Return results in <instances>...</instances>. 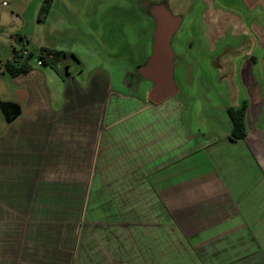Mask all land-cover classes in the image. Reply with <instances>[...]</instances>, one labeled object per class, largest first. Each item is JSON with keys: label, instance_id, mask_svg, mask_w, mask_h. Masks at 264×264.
I'll return each mask as SVG.
<instances>
[{"label": "crops", "instance_id": "0c3cea01", "mask_svg": "<svg viewBox=\"0 0 264 264\" xmlns=\"http://www.w3.org/2000/svg\"><path fill=\"white\" fill-rule=\"evenodd\" d=\"M180 16L171 44L183 87L175 77L177 93L160 103L135 74L151 53L126 72L125 91L110 87L104 65L127 45L114 26L112 42L90 26L112 53L99 50L87 77L76 53L51 46L40 53L59 55L29 60L27 73L6 70L26 61L14 49L2 64L13 99L0 101V264H264V9L198 0L176 36ZM244 102L246 136L234 140L227 110Z\"/></svg>", "mask_w": 264, "mask_h": 264}, {"label": "rangeland", "instance_id": "374dc122", "mask_svg": "<svg viewBox=\"0 0 264 264\" xmlns=\"http://www.w3.org/2000/svg\"><path fill=\"white\" fill-rule=\"evenodd\" d=\"M130 1L138 5L132 17L127 14L128 10H132ZM130 1L75 0L74 2L73 0H67L65 4H61V7H55V13H53L54 9L52 8L53 16L50 14V6L49 11H44L43 18H40L44 0H0V72L4 70L2 64L9 59L12 60L15 47L26 45L35 54L30 58V61L35 64L38 60L40 47L51 46L64 49L69 53H76L80 58L81 67L84 69L83 77H87L91 73L92 68L100 62V56L97 53L99 50L103 55L112 53L110 49L97 47L96 40L91 39L90 26H97L98 31L108 30L111 35V37L107 36L109 37L108 42L113 41V29L111 26H114L116 30L121 28V36H125L123 40L125 39L127 45L126 48L121 47L120 57L116 58L117 61L114 62L120 64V68L114 63L112 65L105 63L104 66L111 74L110 87L114 90L125 91L124 76L126 72L133 70L138 63L143 62L151 53L150 33L154 26L153 21L145 12L146 7L142 10L137 0ZM150 1L154 0H145L144 3L146 4ZM258 1L264 9V0ZM197 5L198 0H169V7L172 13L180 14L184 17L183 27L176 36L186 32L185 27L188 21L193 18ZM81 12L82 14L79 15L78 13ZM77 15L82 17V20ZM75 16L77 23H73L70 26L68 22H65ZM55 17L58 19L54 20ZM84 20L86 21L82 23ZM198 34L199 32L197 36ZM16 36H22L20 45L14 43V37ZM189 37L186 38V46L190 43L189 40H192ZM105 46L107 47L108 43ZM130 56L132 57L131 60H129ZM39 68V70H42L41 68L44 69V67ZM175 72L176 80L182 90L183 80L179 75L178 67ZM8 81V77L0 75V101L13 99L12 86ZM50 85L54 100L56 104H59L62 98L61 86L55 78L52 79ZM148 86L146 82L140 88L139 95L141 97H144L147 93L145 89ZM189 93L186 91L185 95H191ZM178 94L182 97L180 90ZM2 111L0 106V131L4 129L6 123Z\"/></svg>", "mask_w": 264, "mask_h": 264}, {"label": "water", "instance_id": "95a60500", "mask_svg": "<svg viewBox=\"0 0 264 264\" xmlns=\"http://www.w3.org/2000/svg\"><path fill=\"white\" fill-rule=\"evenodd\" d=\"M146 5L145 12L154 19L156 25L152 52L137 68L135 74L152 82L149 99L153 103H160L174 96L178 91L174 77L175 53L171 43L182 17L172 13L169 0L147 2Z\"/></svg>", "mask_w": 264, "mask_h": 264}, {"label": "trees", "instance_id": "16d2710c", "mask_svg": "<svg viewBox=\"0 0 264 264\" xmlns=\"http://www.w3.org/2000/svg\"><path fill=\"white\" fill-rule=\"evenodd\" d=\"M140 4V7L142 10L145 9L146 4L144 3L145 0H137ZM52 4V0H44V3L41 8V15L40 18H43L44 11L47 12L50 9V6ZM46 16V15H45ZM53 53L54 55L58 56L59 52H55L54 50H43L39 54V58L41 62L50 63L52 61L48 60L49 54ZM15 57H20L17 55V51L14 53ZM35 54L33 51H30V54L25 58L26 61L23 62L22 65L16 66L12 62H6V70L11 75H18L20 73H27L31 70V65L29 64V60L31 57H33ZM74 57H76L73 54ZM22 58V57H20ZM76 59H78L76 57ZM52 64V63H51ZM245 111H246V103L244 102L240 107H230L228 108L227 112L228 115L232 121L233 127L231 131L230 138L234 140L243 139L246 136V124H245Z\"/></svg>", "mask_w": 264, "mask_h": 264}, {"label": "built area", "instance_id": "2783aa9c", "mask_svg": "<svg viewBox=\"0 0 264 264\" xmlns=\"http://www.w3.org/2000/svg\"><path fill=\"white\" fill-rule=\"evenodd\" d=\"M15 51H17V55L22 58H26L30 54V50L25 45H23L22 47H18V48L16 47L14 49V53ZM48 57L52 58L53 56L52 54H49ZM38 63L41 64L42 62L38 61Z\"/></svg>", "mask_w": 264, "mask_h": 264}, {"label": "flooded vegetation", "instance_id": "af4514ba", "mask_svg": "<svg viewBox=\"0 0 264 264\" xmlns=\"http://www.w3.org/2000/svg\"><path fill=\"white\" fill-rule=\"evenodd\" d=\"M15 48H16V47H15ZM15 48H14V49H15Z\"/></svg>", "mask_w": 264, "mask_h": 264}]
</instances>
